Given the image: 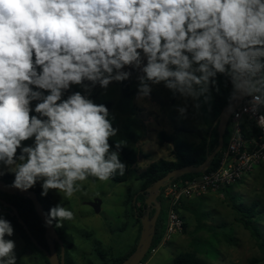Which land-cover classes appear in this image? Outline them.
Returning a JSON list of instances; mask_svg holds the SVG:
<instances>
[{"label":"clouds","instance_id":"9594fccd","mask_svg":"<svg viewBox=\"0 0 264 264\" xmlns=\"http://www.w3.org/2000/svg\"><path fill=\"white\" fill-rule=\"evenodd\" d=\"M221 77L230 101L264 109V0H0V178L60 195L44 213L60 227L74 219L64 201L80 182L128 168V142L97 89L108 96L134 78L135 102L152 110L162 86L186 120L210 108ZM14 237L0 214V264H19Z\"/></svg>","mask_w":264,"mask_h":264},{"label":"rangeland","instance_id":"374dc122","mask_svg":"<svg viewBox=\"0 0 264 264\" xmlns=\"http://www.w3.org/2000/svg\"><path fill=\"white\" fill-rule=\"evenodd\" d=\"M135 92L133 78L123 85H114L108 96L101 95L99 89L94 93L97 103H106L116 114L114 126L120 129L117 139L126 140L139 161L128 182L115 184L89 177L80 182V191L64 201V206L74 212V219L60 226L62 238L72 245L71 264H110L129 252L138 241L140 225L133 217L130 200L142 188L140 174L161 160H175L170 145L161 143V132L174 136L177 142L200 145L213 127V103L210 108L205 106L198 114H190L188 119L182 120L175 110L178 101L162 86L153 91L151 104L155 107L152 110L135 102ZM229 187V197L219 190L187 201L186 208L181 209L184 230L160 248L156 247L143 264H174L179 255L193 251L208 264H264L258 242L236 220L233 209L234 203L250 206L257 202L260 214L256 224L264 235V162ZM49 196L55 204L61 200L55 191ZM96 199L101 201L99 214L87 205ZM162 204L166 211L163 200ZM14 238L21 257L19 264H42V257L34 260L31 247L19 235L15 233Z\"/></svg>","mask_w":264,"mask_h":264},{"label":"trees","instance_id":"16d2710c","mask_svg":"<svg viewBox=\"0 0 264 264\" xmlns=\"http://www.w3.org/2000/svg\"><path fill=\"white\" fill-rule=\"evenodd\" d=\"M231 93V85L230 84H225L224 78H220V92L217 94L214 92V101L212 105V115H213V122L216 120V118L220 115L222 112L223 108L226 107L230 101L229 96ZM264 113V109H262ZM252 131V135L254 137H259L260 133L256 126L254 124L249 125ZM210 130H208L206 136L202 139L200 145H192V144H187V143H182V142H177L176 138L174 136H168L166 133L161 132L160 137L162 140V144H169L171 149H172V154L175 157V160H161L158 163H155L151 165L149 168H147L145 171H143L140 174V179L142 180V188L136 192L133 196H131V203H132V214L133 217L135 218L136 222L139 223V231L141 232V221L140 217L145 214L147 211V206L145 204L146 200V195L141 194L142 191H145L148 187H150L154 182L157 180L161 179L164 177L167 173L170 171H173L175 169H179L188 165H195L198 166L202 164L207 156L211 154L214 149L218 145V131L217 127H215L212 131L211 138L209 140V133ZM229 132L226 133L224 137V142L225 138L228 137ZM111 143V142H110ZM226 142L224 144V148L226 147ZM223 148V150H224ZM222 152H220L215 160L212 162V165L209 169V171L214 170L217 166V162L220 159ZM121 159L126 162L128 165V168L123 176H120L119 174L114 175L112 178L109 180L115 184H121V183H126L130 179V174L132 170L136 168L138 165V157L136 153L129 149L128 147L124 148L122 153H121ZM201 176V174H188L184 175L181 178L177 179L176 181H184V180H189L193 179L196 177ZM13 177L11 175L5 176L0 178V180L5 181L6 183L10 184L12 181ZM229 186L223 187L221 190L226 194L227 197H229ZM41 187L39 184L32 189L34 191L42 206L45 209V212L48 211V209L54 205L50 199V196L48 197H42L40 195L41 193ZM137 196L135 200V205L133 204L134 197ZM233 200L234 197H231ZM0 200H3L5 203H8L12 206H14L17 209V212L20 216V218L23 220V222L26 224L27 228L31 232L32 236L37 240V242L44 248L48 249V245L46 242L45 238V231L46 227L44 222L41 220L39 215L36 213L33 202L29 200L26 197H19L15 195H9L6 194L2 191H0ZM158 200L161 202L162 209H161V214L158 218L157 222V228H156V234L153 240L152 247L146 257L144 258V261L147 260L149 257L150 253L152 250H154L161 242L164 232H165V222H166V211L164 210L163 204H162V196L158 198ZM187 202H184L182 204L181 209L186 208ZM258 203L253 202L250 206H242L233 204V209L236 213V220L242 224V226L250 232V234L255 238V240L258 242L259 247L263 253V260H264V235L261 232L260 228L256 224V220L258 219V216L260 214L258 210ZM135 208L137 211H135ZM155 213L154 209L150 210V215L153 216ZM0 214L5 215L14 225L15 227V233L19 235L20 238H22L30 248V252H32L34 256V260L38 261L39 256L42 257V264H50L46 255L40 251L32 242L30 237L27 235L25 229L23 226L18 222V219L13 215V213L10 211V208L5 207V205L0 201ZM182 219L183 216L181 215ZM184 220V219H183ZM185 223V221H184ZM185 227V225H184ZM57 230L60 238L64 242V247H65V261L66 264H71L70 259H69V251L72 249V245H70L68 242H66L60 233V227H55ZM140 236L138 237L139 241ZM229 240H232L231 238ZM138 241L135 243V245L132 247V249L127 252L125 255L117 257L111 261L110 264H121L124 260H126L136 249ZM57 250L60 253V247L57 245ZM38 253V255H36ZM40 254V255H39ZM143 261V262H144ZM142 262V263H143ZM174 264H208L204 261H202L196 251L193 252H187L179 255L175 261Z\"/></svg>","mask_w":264,"mask_h":264},{"label":"built area","instance_id":"2783aa9c","mask_svg":"<svg viewBox=\"0 0 264 264\" xmlns=\"http://www.w3.org/2000/svg\"><path fill=\"white\" fill-rule=\"evenodd\" d=\"M247 107L246 101H243L232 114L227 128L228 142L224 150L222 149L214 170H208L193 179L173 181L161 190L166 205V222L165 232L158 248L173 235L184 230L185 223L181 217V207L184 202L237 184L264 162V129L257 127L256 124L257 116L264 113L261 109L260 113L253 116L250 111H245ZM250 124L256 126L260 133L259 137L252 135Z\"/></svg>","mask_w":264,"mask_h":264},{"label":"water","instance_id":"95a60500","mask_svg":"<svg viewBox=\"0 0 264 264\" xmlns=\"http://www.w3.org/2000/svg\"><path fill=\"white\" fill-rule=\"evenodd\" d=\"M243 101L244 100L235 101V102L229 101L228 105L223 108L220 115L214 121L213 127L211 128L210 133H209V140L211 138L213 129L217 127L218 145L214 149V151L207 156L206 160L202 164L198 166L188 165V166L170 171L164 177L154 182L145 191L141 192V194L146 195L145 204L148 208L145 214L140 217V221L142 225L140 238H139L135 251L121 264H141L142 263V261L144 260V258L146 257V255L148 254V252L150 251L152 247L153 240L156 234L157 222H158V218L161 214V209H162L161 202L158 200V198L161 196V190L165 188L169 183L176 181L177 179L181 178L184 175L203 174V173H206L210 169L212 162L215 160L216 156L224 148V144H225L224 137L227 133L229 120L232 114L234 113V111L243 103ZM8 185L9 184L6 183L5 181L0 180V191L6 194H9V195L26 197L29 200H31L33 202L36 213L39 215V217L45 224V220H44L45 209L42 206L37 194L32 190L25 193L19 190L11 189L8 187ZM136 198L137 196L134 197V201H133L134 205H135ZM0 201L5 205V207L10 208V211L18 219V222L23 226L27 235L30 237L34 245L46 255L50 264H66L64 242L60 238L55 227L50 228L45 225L46 227L45 238H46V242L48 245V249H46L42 247L37 242V240L32 236L26 224L20 218L17 212V209L8 203H5L3 200H0ZM87 205L92 207L95 213L99 214L101 212V201H99L98 199H96L93 202L87 203ZM151 209L155 210V213L153 216L150 215ZM135 211H137L136 208H135ZM57 245L60 247V253L57 250Z\"/></svg>","mask_w":264,"mask_h":264}]
</instances>
